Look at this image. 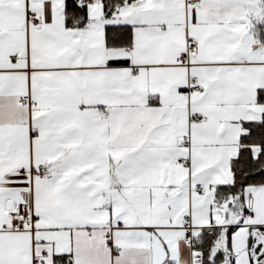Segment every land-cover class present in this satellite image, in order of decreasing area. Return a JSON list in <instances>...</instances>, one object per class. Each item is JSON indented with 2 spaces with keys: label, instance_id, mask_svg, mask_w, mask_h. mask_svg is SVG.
Returning <instances> with one entry per match:
<instances>
[{
  "label": "snow or ice",
  "instance_id": "6c2138e0",
  "mask_svg": "<svg viewBox=\"0 0 264 264\" xmlns=\"http://www.w3.org/2000/svg\"><path fill=\"white\" fill-rule=\"evenodd\" d=\"M0 264H264V0H0Z\"/></svg>",
  "mask_w": 264,
  "mask_h": 264
}]
</instances>
